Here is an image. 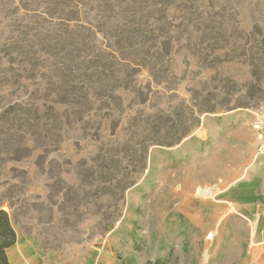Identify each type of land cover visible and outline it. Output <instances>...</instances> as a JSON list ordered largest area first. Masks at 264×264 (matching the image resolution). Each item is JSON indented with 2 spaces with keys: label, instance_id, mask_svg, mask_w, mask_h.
<instances>
[{
  "label": "rangeland",
  "instance_id": "rangeland-1",
  "mask_svg": "<svg viewBox=\"0 0 264 264\" xmlns=\"http://www.w3.org/2000/svg\"><path fill=\"white\" fill-rule=\"evenodd\" d=\"M202 101L236 109L124 192L138 124ZM261 111L264 0H0V210L43 264H264Z\"/></svg>",
  "mask_w": 264,
  "mask_h": 264
},
{
  "label": "trees",
  "instance_id": "trees-1",
  "mask_svg": "<svg viewBox=\"0 0 264 264\" xmlns=\"http://www.w3.org/2000/svg\"><path fill=\"white\" fill-rule=\"evenodd\" d=\"M236 109L230 107L228 103H212L211 101H202L200 105L193 109H185L181 112L160 111L159 114L149 116L150 118L138 124L141 143L133 145V162L127 164L122 172L116 177V182H124L122 190L125 192L131 188L137 181V175L130 178L127 171L143 173L146 170L148 153L151 147L161 146L171 148L179 145L190 133L201 123V118L205 114H214L219 111L230 112ZM155 122H153L152 120ZM114 169L119 171L122 167L120 161L112 162ZM126 181V182H125ZM17 232L12 224L10 216L6 211L0 210V264H11L9 260V250L17 244ZM147 264H163L161 261L148 262Z\"/></svg>",
  "mask_w": 264,
  "mask_h": 264
},
{
  "label": "crops",
  "instance_id": "crops-1",
  "mask_svg": "<svg viewBox=\"0 0 264 264\" xmlns=\"http://www.w3.org/2000/svg\"><path fill=\"white\" fill-rule=\"evenodd\" d=\"M8 255L11 264H43L35 251L28 246L27 241L24 239H18L17 244L9 250ZM99 256L98 253L92 252L89 258L73 264H101ZM102 262H105V260L102 259Z\"/></svg>",
  "mask_w": 264,
  "mask_h": 264
},
{
  "label": "built area",
  "instance_id": "built-area-1",
  "mask_svg": "<svg viewBox=\"0 0 264 264\" xmlns=\"http://www.w3.org/2000/svg\"><path fill=\"white\" fill-rule=\"evenodd\" d=\"M256 140L258 143V153L264 156V112L261 111L257 114L256 120L253 124Z\"/></svg>",
  "mask_w": 264,
  "mask_h": 264
},
{
  "label": "bare ground",
  "instance_id": "bare-ground-1",
  "mask_svg": "<svg viewBox=\"0 0 264 264\" xmlns=\"http://www.w3.org/2000/svg\"><path fill=\"white\" fill-rule=\"evenodd\" d=\"M191 192H192V191H191ZM174 194L177 195L178 192H175ZM176 199H177V198H176ZM177 200H178V199H177ZM173 201H174V199H173ZM211 202H213L212 199H209L208 202H206V203H208V204H205V202H203V203H197V204H199V205H198L199 208H200L199 210H201V211L199 212V215L201 216V219L205 221L206 228H211V227H213V226L215 225V223H214V219H215V217L212 216V215L209 216L210 214L207 213V212H208L209 205H210ZM195 205H196V204H195ZM191 207H192V206H191ZM197 208H198V207H197ZM210 211H211V210H210ZM211 212H212V211H211ZM207 214H208V216H207ZM220 226H221V220L219 221V223H218V225H217L218 228H216V229H219Z\"/></svg>",
  "mask_w": 264,
  "mask_h": 264
}]
</instances>
